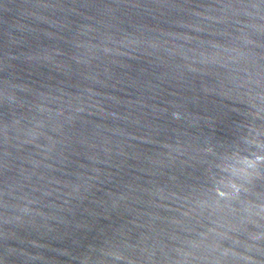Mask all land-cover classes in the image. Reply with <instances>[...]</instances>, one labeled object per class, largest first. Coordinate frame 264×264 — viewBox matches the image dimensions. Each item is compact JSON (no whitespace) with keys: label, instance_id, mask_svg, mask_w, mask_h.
Listing matches in <instances>:
<instances>
[{"label":"water","instance_id":"obj_1","mask_svg":"<svg viewBox=\"0 0 264 264\" xmlns=\"http://www.w3.org/2000/svg\"><path fill=\"white\" fill-rule=\"evenodd\" d=\"M0 264H264V0H0Z\"/></svg>","mask_w":264,"mask_h":264}]
</instances>
